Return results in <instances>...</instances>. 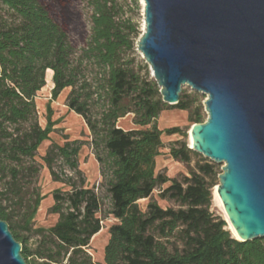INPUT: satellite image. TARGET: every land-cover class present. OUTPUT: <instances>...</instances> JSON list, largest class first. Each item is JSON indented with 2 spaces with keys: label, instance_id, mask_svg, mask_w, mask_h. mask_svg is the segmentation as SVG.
Instances as JSON below:
<instances>
[{
  "label": "trees",
  "instance_id": "16d2710c",
  "mask_svg": "<svg viewBox=\"0 0 264 264\" xmlns=\"http://www.w3.org/2000/svg\"><path fill=\"white\" fill-rule=\"evenodd\" d=\"M88 13L89 34L83 46L75 47L69 33L50 14L41 0H0V165L5 158L15 161L9 168L10 191L22 202L24 192L18 176L28 172L23 157H33L39 145L49 139L56 121L46 105V123L35 118L34 97L45 85V71L52 74L51 97L64 89L71 109L83 118L90 131V144L99 164V173L109 194V213L116 223L104 246L106 264H264V238L236 240L222 216L214 215L213 166L205 162L182 181L155 171L156 156L163 146L161 135L185 136L179 126L158 129L155 121L166 108L189 110L192 123H202L197 99L181 91L179 101L163 102L147 63L143 76L136 68L135 42L141 34L138 23L127 13V0H83ZM137 5V0H133ZM133 115V123L144 129L124 130L120 118ZM57 153L77 174L75 156L79 146L65 143ZM48 148L43 159L50 175ZM198 153L182 142L170 149V156L185 163ZM31 170V169H30ZM37 170L34 168V173ZM170 182L166 187H161ZM69 190H54L52 213L57 222L38 228L45 249H30L26 237L12 224V215L1 205L0 218L8 223L13 237L21 242L27 264L47 258L56 264H95L87 247L101 230L97 213L100 201L92 188L67 176ZM173 199L177 209L163 208L153 198ZM44 196L39 192L27 204L25 226H29ZM140 200H146L144 208Z\"/></svg>",
  "mask_w": 264,
  "mask_h": 264
},
{
  "label": "water",
  "instance_id": "95a60500",
  "mask_svg": "<svg viewBox=\"0 0 264 264\" xmlns=\"http://www.w3.org/2000/svg\"><path fill=\"white\" fill-rule=\"evenodd\" d=\"M136 50L164 103L204 93L189 148L222 163L215 193L241 241L264 238V0H141ZM227 221V222H228ZM0 218V264H27Z\"/></svg>",
  "mask_w": 264,
  "mask_h": 264
},
{
  "label": "rangeland",
  "instance_id": "374dc122",
  "mask_svg": "<svg viewBox=\"0 0 264 264\" xmlns=\"http://www.w3.org/2000/svg\"><path fill=\"white\" fill-rule=\"evenodd\" d=\"M49 9V12L55 20L66 29L69 33L71 42L75 47L80 48L83 46L87 35L89 34V22L88 13L85 8L83 0H41ZM137 7L133 3V0H127V13L138 23L140 31L142 30L143 11L141 0H137ZM137 42V41H136ZM135 42V50H136ZM137 61L136 68L143 76L145 70L143 65L145 60L140 56L136 50ZM148 65V64H147ZM149 71V78H152L151 70L147 66ZM46 72V71H45ZM50 74V80L45 82V85L40 88L34 97V103L36 106L35 118H37L38 125L43 127L46 123V105L50 103L52 111L51 118L56 121L54 130L50 133L49 139L44 140L38 147L35 155L31 157H23L22 163L25 167L29 166L28 172L23 171L19 176L18 183L21 185V190L25 194L23 195V201L15 197V193L10 191L11 178L9 174V168L15 165V161L5 158L3 165H0V198L1 205L6 206L7 212L12 215V224L19 233L26 237L27 246L30 249L42 247L45 249L42 236L37 233L38 228H48L57 222L58 214L52 213L50 207L53 204L52 194L54 190L61 189L62 191L69 190V185L64 183L67 176H74L77 183L83 180L84 185L95 190L100 201V210L97 213V217L101 220V230L94 235L87 247L88 254L91 255L95 264L104 263V246L107 243L110 234L108 233L109 227L116 223L117 220L109 213L111 209L109 194L106 189V185L102 182V176L99 173V164L95 159L93 153V147L90 144L91 136L90 131L83 120L78 114L71 109L69 110L66 102V97L70 91V88L64 89L58 94L55 99L51 97L52 90V72ZM182 92L189 95L191 99H197L191 105L190 109H193L197 103H200L201 113L203 115V121L207 118V112L204 109V101L206 95L193 90L189 85L183 86ZM193 124L189 120V110H180L177 108H166L159 112V116L155 121V125L158 129L167 127L179 126L185 136L174 133V135H161V141L163 146L160 148V153L156 156L155 171L165 173L170 179H177L182 181L185 177L190 176V169L195 170L198 165L210 163L213 166L216 175L209 179L212 182V206L211 211L214 215L222 216L226 222V229H228V222L226 221V215H224L222 207L214 199L215 185L218 183V176L220 175L222 163H215L207 157H203L201 154H191L190 162L185 163L178 159H173L170 156V149L179 147L182 142L186 143L189 147L188 134ZM117 125L124 130L130 129H144L151 125L140 127L133 123V115L129 113L127 116L120 118L117 121ZM70 143L71 146H79V151L75 156L77 161V169L79 174L71 169L69 162L65 161L62 156L57 153L56 146H61L65 143ZM54 149L53 154L50 157L52 162V169L56 176H59L58 180L50 175L46 162L43 157L46 154L48 148ZM34 168L37 170L34 173ZM31 169V170H30ZM170 182H166L161 187H166ZM39 192L44 198L39 204V208L32 218V222L29 226H25L24 215L28 209L27 204L31 202V198ZM153 198L163 208L172 207L177 209L178 203L173 199L159 196V189L153 193ZM141 207L144 208L146 200H140ZM229 230V229H228ZM231 232V230H230ZM232 234V233H231ZM34 264H56L50 262L47 258H35Z\"/></svg>",
  "mask_w": 264,
  "mask_h": 264
},
{
  "label": "bare ground",
  "instance_id": "6f19581e",
  "mask_svg": "<svg viewBox=\"0 0 264 264\" xmlns=\"http://www.w3.org/2000/svg\"><path fill=\"white\" fill-rule=\"evenodd\" d=\"M50 70H46V72H45V74H46V76H45V80H46V82H48L49 80H50V74H48V72H49ZM51 72V71H50ZM189 136H188V142H190L191 141V129L189 130V134H188ZM191 143L192 142H190V145H191ZM214 199H215V201H217L218 203H219V205L222 207V205H221V202H220V200L218 199V197H217V195H216V193H215V190H214ZM227 218V217H226ZM227 221H228V219H227ZM228 229L229 230H231V233H232V236L237 240H242L241 239V237L239 236V234L237 233V231L235 230V229H233V227L231 226V224H230V222L228 221Z\"/></svg>",
  "mask_w": 264,
  "mask_h": 264
},
{
  "label": "crops",
  "instance_id": "0c3cea01",
  "mask_svg": "<svg viewBox=\"0 0 264 264\" xmlns=\"http://www.w3.org/2000/svg\"><path fill=\"white\" fill-rule=\"evenodd\" d=\"M53 74V73H52Z\"/></svg>",
  "mask_w": 264,
  "mask_h": 264
}]
</instances>
